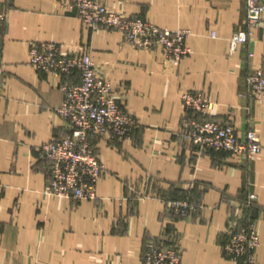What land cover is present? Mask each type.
<instances>
[{
  "label": "crops",
  "instance_id": "1",
  "mask_svg": "<svg viewBox=\"0 0 264 264\" xmlns=\"http://www.w3.org/2000/svg\"><path fill=\"white\" fill-rule=\"evenodd\" d=\"M70 1L0 0V264H143L159 243L177 245L186 264H244L224 245L249 187L257 194L247 212L260 234L255 264H264V101L241 96L248 74L264 68V21L231 51L234 33L248 29L246 0H103L162 28L190 30V54L175 65L159 48L93 29L66 8ZM47 41L88 51L139 122L129 138L94 139L107 167L95 200L45 193L50 165L40 147L69 134L58 109L64 82L79 80L31 64V46ZM187 92L207 96L205 118L233 124L242 138L255 129L262 154L246 161L184 144ZM188 195L197 209L181 217L170 204Z\"/></svg>",
  "mask_w": 264,
  "mask_h": 264
},
{
  "label": "built area",
  "instance_id": "2",
  "mask_svg": "<svg viewBox=\"0 0 264 264\" xmlns=\"http://www.w3.org/2000/svg\"><path fill=\"white\" fill-rule=\"evenodd\" d=\"M66 8L75 10L81 20L93 29L110 28L121 32L135 48H159L165 57L178 65L190 54L188 29L172 30L146 21L140 16H129L108 8L103 0H72ZM264 21V0H246V23L231 38V51L248 42L251 29ZM213 37L217 36L212 31ZM250 56H253L251 54ZM30 62L39 71L57 73L66 78L79 75V80L63 84L64 102L58 113L68 122L69 134L46 142L40 147L42 158L49 163L50 182L45 193L68 198L73 202L98 198L97 189L107 167L101 160L94 139L129 138L139 126L137 118L119 102L117 89L96 71L91 54L80 49L65 51L58 41L34 44L30 48ZM247 90L241 96L264 101V68L258 67L246 78ZM185 113L180 123L179 136L184 144L195 146L200 153L226 152L253 161L262 154L261 139L255 129L240 137L236 127L205 118L210 101L203 92L183 95ZM257 194L250 189L241 203V219L231 223L225 231L224 251L227 256L244 264L256 263L260 234L256 219L247 212L254 208ZM171 210L188 217L197 209L188 195L175 199ZM143 264H186L177 245H149Z\"/></svg>",
  "mask_w": 264,
  "mask_h": 264
}]
</instances>
